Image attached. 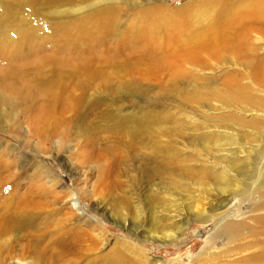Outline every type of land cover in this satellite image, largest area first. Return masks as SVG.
Returning <instances> with one entry per match:
<instances>
[{
	"label": "rangeland",
	"instance_id": "obj_1",
	"mask_svg": "<svg viewBox=\"0 0 264 264\" xmlns=\"http://www.w3.org/2000/svg\"><path fill=\"white\" fill-rule=\"evenodd\" d=\"M15 1L0 0V35L8 36L0 57L5 58L3 66L9 67L16 76L10 83L0 81V92L7 95L6 87L17 84L27 85L29 91L23 99L18 94L12 95L13 114L3 125L0 123V195L16 205L25 207L26 202V208L33 213V220L12 235L9 243L3 241V245L0 241V264H102V259L116 250L118 239L134 241L142 247L143 264H147L145 258L150 264H221L238 257L245 250L252 253L260 251L264 247V230L260 229L257 220L264 217V187L260 192L253 187L245 191V187L248 177L263 163L264 111L243 112L236 102L244 95L264 101V65L258 74L244 63L233 68L217 66V61L211 58L213 55L209 57L210 53L206 51L191 57L190 65L172 62L168 63L171 67L150 72L142 82L144 101L141 104L134 101L136 105L132 104L130 110L123 109L131 113L129 116L141 110L149 118L159 121V125L153 128H160V133L165 131L178 136V162L184 159L191 161L192 155L199 159L210 157L209 162L213 160L216 166L213 172L223 167L229 176L241 179L235 188H231L233 193L226 199V195L221 197L210 192L211 186L198 190L186 183L181 185L183 192L174 193L168 185L156 187L157 181L153 182L154 187L146 185L139 180L141 169L144 164L155 165L153 157L146 160L136 151L126 152L114 136H108L107 143L98 140L99 155L95 154L94 158L104 162L96 163L84 159L81 135L76 131L60 126L56 131H49L47 138L34 128L36 116L46 110L50 88L47 81L58 75L55 70L65 67L73 70L79 64L78 68L86 67L88 63L84 61L95 55L94 51L116 55L120 60L128 55L127 46H131L127 41L128 34L135 31L132 34L136 35L138 25L142 27V24L152 26L155 31L137 34L135 38L132 36V42L138 36L156 38L154 40L160 41L159 45L161 42L166 44L167 39L175 36L185 38V15L191 16L193 31L209 39L212 37L211 25L234 26L230 13L223 15L220 12L231 0H199L207 1L208 5L203 2L206 9L198 16L187 12V6L198 0H137L139 4L132 7L111 6L116 9L112 14H117L111 19L102 13V7L93 10L91 19L85 23L81 20L90 11H76L75 0H71L72 4L54 0L50 9L45 6L48 4L28 9ZM153 7H161V12L149 15L147 10ZM115 26L121 34L116 32V36L110 39L106 33ZM259 36L264 39V34ZM171 44L165 45L167 50L172 49ZM263 56L261 54L260 58ZM140 63L130 61V67L135 69ZM141 67L143 73H147L144 68H150V64L145 60ZM44 68L52 76L36 75ZM113 92L112 89L92 86L85 92V97L114 103ZM100 111L90 110L87 116L93 120ZM65 115L71 116L69 113ZM252 122L257 124L256 128ZM219 144L222 150L215 151ZM149 147V142H146V148ZM110 162L114 165L115 177L101 180V164ZM234 165L250 175H239L238 170L232 168ZM47 170L51 173L49 177L43 173ZM132 180L136 182L134 185H131ZM56 181L58 184L52 187ZM156 188L160 189L161 202L154 200L156 195L152 189ZM125 199L129 200L131 211L125 212L124 208L122 215L117 216L114 208L122 206ZM210 202L213 205L207 204ZM215 204L224 205L218 211L223 212V217H228L224 221H230L232 217V220L240 221L238 224L243 228L231 238H220L210 245L209 238L221 222L210 213ZM199 210L207 212L203 218L211 223L192 219L186 232L166 239L163 225L172 223L171 216H186ZM128 213L131 214L128 216ZM86 220L93 223L90 234L95 235V239L92 242L86 241L90 240L87 235L84 237V232L89 231L86 230L89 225ZM123 222L129 225L123 227ZM135 225L140 230L132 233ZM99 226L107 231V235L99 237L94 229H99ZM69 245L77 250L71 253L60 251L61 247Z\"/></svg>",
	"mask_w": 264,
	"mask_h": 264
},
{
	"label": "bare ground",
	"instance_id": "obj_2",
	"mask_svg": "<svg viewBox=\"0 0 264 264\" xmlns=\"http://www.w3.org/2000/svg\"><path fill=\"white\" fill-rule=\"evenodd\" d=\"M62 1L65 4H72L71 0ZM16 2L18 5H25L28 9L38 4H48L45 6L50 9L53 3H55L54 0L44 1V3L42 0H16L15 3ZM203 2L208 5L207 1L199 0L190 3L187 6L189 7L187 12L193 15L197 14V16L203 14L206 9V5L203 4ZM75 3L78 7L76 11H90V14L81 20L84 23L85 21L91 19V11L98 8L102 7V13H106V17H110L111 19L112 16L117 15L112 14L116 9L111 8V6H117L119 8L132 7L139 4L137 0H75ZM161 7H153L154 9L147 11L149 12V15H157L161 12ZM220 12L224 13L223 15H225V13H230V20L233 22L234 26L224 27V24L223 26L220 24L211 25L210 29L212 37L209 39L200 35L198 32L195 33L193 31L194 27L190 25L189 18L191 16L188 17L185 15V27L187 28V36H185V38H183L182 35L179 37L175 36L172 37V39H167L166 44L161 42V45H159L160 41L154 40L156 38L152 39L149 37L147 39V37L140 38V36H138L136 37V41L132 42V36L135 38L137 34L139 35L144 33V35H146V32L155 31V29H152V26L142 24V27L138 25L139 31L136 35L132 34L135 31L128 34L129 38H127V41L131 44V46H127L128 55L125 54L123 58H121V54V56L119 55L122 60H118L119 57L116 55H103L94 51L95 55L90 56L91 58H89L88 61H84L88 64H86V67H82L83 69L78 68L80 64L77 66V69H75L76 65L73 63L75 65L73 70H71V68L65 69L66 67L55 70L58 71V75L47 81L50 88L48 89L49 94L47 95L48 104L46 110L36 116L34 120V128L36 127L38 132L47 138H49V135L47 134L49 131H56L60 126H65L70 129V131H76V134L81 135L82 154H85L84 159L93 160L96 163L98 161L104 162L99 158H94L95 154L96 156L99 155L98 140L101 139L102 142L107 143L108 136H114L118 145L125 149L126 152L129 150L136 151L146 160L153 157L152 161L155 165L150 166L149 164H144L141 169V176L139 180L146 183V185L154 187L155 185L152 184L157 181L158 183L156 184V187L168 185L174 193H180L184 191V188H182L181 185L189 183L198 190L211 186L209 189L210 192L217 193L221 197L226 195L225 199L231 196L233 193L231 188H235L237 181L241 182V179L234 178L235 176H229L223 170V167H220L219 171L213 172L212 169L216 166L214 165L213 160L209 162L210 157L199 159V157L192 155L191 161L184 159L183 161L178 162L177 160L180 155L178 136L165 131L160 133V130H158L160 128H153L159 125V121L156 118H149V116H146L141 110L132 116H129L131 115L130 112L123 111V109L126 108L130 110L134 101L139 102V104L144 101L142 98L145 94V90L142 82H144L145 77L150 76V72L171 67L168 63L172 62L181 61L184 63V66L186 64L190 65L191 63L189 60L191 57L199 56V54L206 51L208 54L210 53L209 57L213 55L211 58L217 61V66H229L233 68L237 65H243L244 63L253 73L258 74L257 71H259L264 65V56L260 58L261 54L264 55V39L259 36L264 34V0H231L228 2L226 9ZM146 27L149 29L146 30ZM117 28L118 27L115 29H109L106 33L110 39L116 36V32L118 33ZM103 36L107 37L105 34ZM7 39V35H0V51H3L2 48L6 47L5 40ZM100 40H103V38ZM141 42L143 44L142 46ZM169 43H172L171 50H167L165 47V45L170 46ZM122 47H125V45H122ZM76 52L77 51H75V53ZM77 59L79 60V56ZM145 60L148 65L150 64V68H144V71L147 73H143V68L141 67L142 62H145ZM73 61L74 60H72V62ZM130 61L141 63L134 69L133 67H130ZM4 63L5 58L0 57V81L3 83H10L16 78V76L12 74L9 67L3 66ZM41 73L47 77L52 76L46 68L37 72L36 75L38 76ZM178 73L179 72H175V74ZM66 85H68L67 88H65ZM92 86H100L114 90L112 93V96L114 95L113 98L116 99H114V103L108 102L107 100L92 101L89 97L86 98L85 92H87L88 88H91ZM6 89L7 95L0 92L1 124H4V121L9 119L13 114V108L15 105L12 101V95L18 94L21 99H23L27 96L29 91L28 86L24 84H17L8 88L6 87ZM72 94L76 95L74 96ZM251 99L253 101H249ZM236 103H239L238 105L243 112H249L251 110L264 111V101L251 98L249 95L240 97ZM133 105H136V103ZM94 109L101 111L97 114V118H95L96 120H90L87 116V112ZM135 109L136 108H133V110ZM66 113L71 114V116L66 117ZM105 122H107V124ZM251 125L254 126V128L257 127V124L254 122H252ZM163 137H166L165 140H163ZM146 142H149V148H146ZM221 147V144L217 145L215 147V151L222 150L223 147ZM108 150H110V148ZM261 158L263 163L254 170L250 177H248L246 187L244 186L246 188L245 191H248L253 187V189L258 188V192H260V190L264 187V155L261 156ZM232 168H234V170H238L235 165ZM245 170L248 171L247 168H245ZM101 172V180H104V177L107 179L111 178V180L115 177L114 165L111 164V162L109 164L102 163ZM43 173L48 177L51 176L49 170ZM237 173L239 175H243L244 177L250 175V173L246 174L247 172L241 169L238 170ZM134 183H136L135 180H132L131 185H134ZM57 184L58 183L56 181L52 187H55ZM1 188L2 187H0V189ZM156 189H152V192L156 195L154 200L161 202L162 198L159 194L160 189ZM64 192H66V190ZM147 194L149 195L148 192ZM3 198L5 197L0 195V200L5 201L4 203L0 202V241H2V244L4 245L3 241H10L9 238L12 235L31 224L30 222L33 220V213L26 208L28 205L26 202V206L24 207L22 204L16 205L17 203H11V200ZM121 203L122 206L114 208V212L117 216L122 215L124 208H126L124 209L125 212L131 211L128 199L122 200ZM207 204L213 205L211 202ZM223 206L224 205L222 204H215L214 208L210 210V213H212L211 215L217 216L218 220L221 221L217 224V229L214 230L209 238L210 245L220 238H231L233 235L238 234L243 228L241 224H238L240 221H234L232 220V217L229 218L230 221H224V219L228 217H223V212H218ZM197 207L199 206L197 205ZM162 210L165 211V209ZM129 214L131 213H128L127 215L129 216ZM205 214H207L205 210H199L198 213L186 216H181V214L171 216L172 223L168 226L163 225V229L167 234L166 239H172L174 235H178L179 232L181 234L186 232L187 225H189L192 219L211 223L208 222L210 221L209 219L205 220L203 218ZM77 215L79 217V214ZM228 216H231V214ZM211 220H213V218H211ZM85 222L86 224H89L86 229L89 231L84 232V237L87 235V238L90 240L86 241L92 242L95 239V235L92 236L90 234L93 230V223L89 220H86ZM257 222L260 229L264 230V217L258 218ZM123 223V227H127L129 225L126 222ZM132 225L134 224L132 223ZM136 227L137 226L135 225V230H132V233L133 231L137 233L140 230V227ZM94 229L98 232L99 237L107 235V231H105L102 227L99 229L94 227ZM133 237H136V234H134ZM117 243L118 245H116V250L111 253L109 257L103 258L102 264H143L141 263V259L144 257L142 254L144 249L142 247L135 244L134 241H125L124 239H118ZM70 247L71 246L69 245L61 247V249L59 247L58 248L60 251L62 250L61 252L70 251V253L73 250H77L76 247ZM249 251V249L245 250L240 253L238 257L225 261L221 264H264V247L255 253ZM145 261L147 264L151 263L148 258H145Z\"/></svg>",
	"mask_w": 264,
	"mask_h": 264
}]
</instances>
